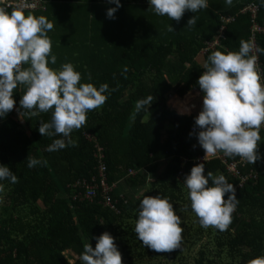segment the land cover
Here are the masks:
<instances>
[{
	"label": "trees",
	"instance_id": "1",
	"mask_svg": "<svg viewBox=\"0 0 264 264\" xmlns=\"http://www.w3.org/2000/svg\"><path fill=\"white\" fill-rule=\"evenodd\" d=\"M43 1H85L100 9L95 24L107 28V37L97 30L90 38L97 44L91 46L90 58L96 61L99 71L90 75V80L81 79V83H92L97 88L108 84V99L101 108L87 113L86 125L71 133L75 146L49 152L47 148L55 139L66 138L42 136L38 131L40 122H48L51 112L29 117L19 104L23 86L14 90V109L0 117V165L8 166L19 182L0 181V264H83L79 259L83 245L91 243L95 248V238L105 231L115 238L122 264H182L183 250L196 246L203 238L192 264H246L264 255V131L260 130L261 159L255 164L247 162L242 168L243 173L252 171L257 177L235 190L238 203L227 230L204 228L191 209L184 179L178 175L183 159L187 160L186 177L198 164L193 160L205 156L197 140V116H179L166 105L174 94L180 98L191 91L203 95L197 81L211 52L239 51L240 40L247 41L248 15H238L224 24L219 46L201 55L221 25L220 17L253 3L258 8L257 20L261 21L262 2L245 0L217 12H212L210 6L196 13L186 11L179 22L170 21L174 31H168L165 22L169 18L143 6L149 0H120L114 18L107 17V10L116 5L107 0ZM194 15L195 26H187ZM255 41L257 48L264 49V36H257ZM258 55L264 67V52ZM149 95L153 102L148 110L145 106L137 111L136 102ZM96 147L102 149L107 184L114 186L110 192L114 209L104 205L100 190L90 201L72 200L70 196L72 191H82L71 187L76 180L98 178ZM28 155L47 163L29 168ZM231 157L236 160L239 156ZM208 158L212 159L203 162L204 174L211 171L223 175L234 185L235 180L219 161L213 156ZM161 162L164 165L157 173ZM129 170L135 174L129 175ZM144 173L154 175V179L147 182ZM121 181L132 193H117L116 185ZM145 195L168 198L176 213L195 219L187 234L182 233L180 248L158 253L137 238L135 222ZM185 206L187 210L181 211Z\"/></svg>",
	"mask_w": 264,
	"mask_h": 264
},
{
	"label": "clouds",
	"instance_id": "2",
	"mask_svg": "<svg viewBox=\"0 0 264 264\" xmlns=\"http://www.w3.org/2000/svg\"><path fill=\"white\" fill-rule=\"evenodd\" d=\"M107 2L116 5L107 10V17L114 18L121 7L120 0ZM231 3L232 0H226L227 5ZM149 5L155 14L179 22L186 11L196 13L206 9L208 2L149 0ZM196 20L194 15L187 21V26H195ZM53 27L43 15L25 14L22 5L13 7L11 12L0 7V117L14 109V90L23 86L19 101L22 112L29 117L51 112L48 122H40L39 133L66 138L55 139L47 148L49 152L75 146L71 133L86 125L88 112L106 103L108 96L105 93L109 91L106 83L99 88L92 83H81L80 72L70 62L61 64L59 69L49 67V63L55 64L57 59L52 54V41L48 36ZM168 31H174L171 25ZM239 43V51L211 52L197 81L203 93V105L195 125L200 129L197 140L205 152L204 160L217 152L239 156L251 164L261 159L258 149L260 130L264 126V84L255 52H264V49L243 39ZM88 79H91L90 75ZM152 102L153 96L149 95L138 100L135 107L140 111L147 106L148 110ZM26 160L29 168L47 163L29 155ZM204 173L205 165L195 164L183 181L191 209L202 227L225 231L238 203L235 188L223 175H214L211 171L207 175ZM2 180L13 184L19 182L5 165H0ZM2 187L0 185V189ZM226 194H229L227 199ZM186 210L187 206L181 209ZM183 231L181 217L168 198L143 197L135 233L144 246L158 253L172 252L180 248ZM95 239V248L91 243L83 245L79 256L83 264H122V254L110 233L105 231ZM246 264H264V255L249 259Z\"/></svg>",
	"mask_w": 264,
	"mask_h": 264
},
{
	"label": "crops",
	"instance_id": "3",
	"mask_svg": "<svg viewBox=\"0 0 264 264\" xmlns=\"http://www.w3.org/2000/svg\"><path fill=\"white\" fill-rule=\"evenodd\" d=\"M245 0H232L231 5L226 4V0H207L209 9L212 12L229 8L235 4H239ZM261 1L264 6V0ZM87 4L85 1H77V3H65L62 1H48L45 3V8L42 10L26 12L32 13L36 16H45L54 27L48 32V36L52 41V54L56 56V63H49V67L59 69L63 63H72L76 71L80 72L82 79H88V75H97L99 68L96 67V61L86 54V51L91 50V46L97 45L91 41V35H85L77 30H88L95 25V15L100 10ZM143 6H150L149 2L142 3ZM146 12V9H145ZM105 13V12H104ZM105 15V14H104ZM242 14H237V10L230 15H223V17H233V20ZM222 17V16H221ZM264 19V18H262ZM171 20H166L165 24L168 27ZM186 22H183L185 25ZM91 24V27H90ZM165 28L167 29V27ZM56 35V36H55ZM100 45V44H98ZM50 59V58H49ZM27 65H25L26 67ZM85 75H87L85 77ZM168 106V105H167ZM164 163H159L156 170L159 173L162 170ZM149 174V173H148ZM147 181V179H146ZM152 178L150 181L151 182ZM122 184V186H120ZM127 187L124 182L116 185L117 193L127 195L132 193V189Z\"/></svg>",
	"mask_w": 264,
	"mask_h": 264
},
{
	"label": "built area",
	"instance_id": "4",
	"mask_svg": "<svg viewBox=\"0 0 264 264\" xmlns=\"http://www.w3.org/2000/svg\"><path fill=\"white\" fill-rule=\"evenodd\" d=\"M0 3L2 4V7H5L9 12L12 11L13 7H16L18 5H22L24 7L25 12L42 10L45 8V3L43 0H0ZM257 12H258V8L253 3L245 4L239 9H237V14L248 15L249 28H248L247 41L251 42L256 48H257L255 41L256 37L264 36V19L258 21ZM232 21H233V17L230 16L220 17L221 25H219V27L216 30V33L211 37V40L206 42V47L204 48V50L201 51V54L204 55L206 54V52L214 50L216 47L219 46L220 40L223 39L224 24L230 23ZM255 54L258 56L257 66L259 73L261 75V83L264 84V75H263L264 67L260 62L258 52H255ZM261 130L264 131V126L261 127ZM96 150L97 152L95 156L98 158V168H97L98 178L97 179L93 178L90 181L76 180L71 187L73 189L80 188L82 189V191H72L70 196L72 200L90 201L95 197L97 190H100L104 199V205L106 207L114 209V205L110 197V192L114 186L107 184L106 167L102 161L103 159V154L101 152L102 149L96 147ZM213 158L217 159L219 163L223 166L226 174L231 179L235 180L233 185L235 190L240 188L247 180L250 179L254 180L257 177L255 172L252 171H249L248 173L242 172V168H244L247 161L241 159L240 157H238L236 160H233L231 156H226L223 152H217L216 155L213 156ZM211 159L212 158H207L206 160H204V156H199L196 159H194L193 162L207 163ZM186 162L187 160L185 159L182 160L180 169L178 171V175L183 179H185L184 166ZM128 174L133 175L135 174V171L129 170ZM227 196L225 199H227Z\"/></svg>",
	"mask_w": 264,
	"mask_h": 264
},
{
	"label": "rangeland",
	"instance_id": "5",
	"mask_svg": "<svg viewBox=\"0 0 264 264\" xmlns=\"http://www.w3.org/2000/svg\"><path fill=\"white\" fill-rule=\"evenodd\" d=\"M25 14H27V13L25 12ZM90 27H91V24H90ZM118 29H120V32H122V28L119 27ZM97 30L101 31L102 33L104 32L103 35L105 37H107L106 36L107 35L106 34L107 28L104 26L103 27H97L96 24H95V26L91 27L89 30L87 27L84 30H77L76 32H79V33H82V34L89 36V35L97 32ZM99 49H100V47H99ZM91 51H92V49L89 51H86V54L88 56L91 55ZM95 51L99 52L98 49H95ZM201 55H203V54H201ZM197 61L201 62L202 61L201 57H198ZM181 89L183 90V87ZM191 93H193V91L189 92L187 95L185 94V96L182 98H180L178 96V94L171 95V97L166 100V105H168V107L170 109H172L179 116H191V115L198 116L199 112L202 110L203 95L200 93H195V94H191ZM182 105L188 109L187 112H185ZM181 106H182V108H181ZM263 148H264V143H263ZM144 175H145L147 181H150L151 178H152V180L154 179V175H152V174L144 173ZM120 186H122V184ZM125 188L127 189V187H125ZM134 195H138V194H134ZM176 214L181 217V227H183V229H184L183 235H186L189 226H192V227L194 226L195 219L193 218L192 215H184L185 213L183 214L182 212H178ZM190 222H191V225H189ZM204 241H205V238H203L196 246L191 247V248H187V250H183V256L185 257V259H184V261L182 259V264H192V260L195 257L197 250L199 249L200 245L202 244L201 242H204ZM154 264H157V262Z\"/></svg>",
	"mask_w": 264,
	"mask_h": 264
},
{
	"label": "water",
	"instance_id": "6",
	"mask_svg": "<svg viewBox=\"0 0 264 264\" xmlns=\"http://www.w3.org/2000/svg\"><path fill=\"white\" fill-rule=\"evenodd\" d=\"M195 93H197L196 91H193V93H191V94H195Z\"/></svg>",
	"mask_w": 264,
	"mask_h": 264
}]
</instances>
